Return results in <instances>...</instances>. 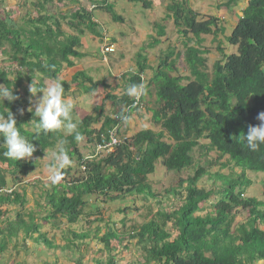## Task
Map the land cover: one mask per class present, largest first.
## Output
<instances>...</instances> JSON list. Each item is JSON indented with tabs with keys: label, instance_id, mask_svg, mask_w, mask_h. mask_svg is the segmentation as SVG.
Instances as JSON below:
<instances>
[{
	"label": "trees",
	"instance_id": "16d2710c",
	"mask_svg": "<svg viewBox=\"0 0 264 264\" xmlns=\"http://www.w3.org/2000/svg\"><path fill=\"white\" fill-rule=\"evenodd\" d=\"M50 1L39 0L36 4L40 14L28 20L32 25L30 28H17L15 23L0 18V47L6 42L11 44V58L29 72L26 78L30 83L39 74L43 78L63 83L65 95L69 93L71 84H76V88H81L85 93L96 92L103 87L106 90L104 99L121 105L122 109L116 112L121 120H115L103 113L102 105L95 106L96 114L86 115L79 121V131L83 137L80 141H76L72 135H64L62 131L41 132L37 136L31 121L36 118L25 109L28 100L19 91L20 88L25 92L27 90L22 78L24 73L18 71L15 79L9 80L7 73L0 72L4 86L13 88L19 97L13 102L5 99L4 103H0V113L6 115V111L10 110L15 115L21 134L36 145L33 154L43 155L46 149L55 147L59 141L63 142L72 161L74 157L77 159V167L82 174L68 179L71 177L69 166L50 189L43 188L40 194L42 198L39 196L36 203H45L48 214H38L39 217L46 221L55 220L57 226L60 225L58 221L69 226L84 222L83 219L88 221L92 212L85 211L88 204L86 197L96 194L111 200L133 197L134 201L139 198L146 202L148 197H156L147 182L148 176L155 171L156 163L161 161L167 171L181 172L190 168L194 164L193 150L201 146V140L205 138L209 140L206 149L217 151V159L227 156L230 163L242 169L239 176L217 172L215 178L222 183L215 190H205L198 187L197 182L206 171L202 167L197 169L193 176L180 180V186L186 183V193L180 196V204L150 214L142 224L132 227L129 237L136 239L137 245L142 247L144 264H264V201L245 196L252 184L246 171L264 173V145L253 152L241 139L247 134L249 125H259L257 116L264 111V0H248L242 16L227 36L228 44L237 46L238 52L215 62L212 75L206 71L203 42L204 36L217 31V28L212 27H215L218 19L212 17L202 21L199 20L200 14L193 8L181 3L170 4L168 16L173 18L178 32L196 37L197 46L187 45L184 52L190 76L175 77L163 70V66L168 65L167 69L174 66V62H169L173 50L168 52L153 77L159 86L158 99L163 102L160 112L155 111L154 120L162 125V130H141L125 139L113 153L101 158L84 157L79 143L85 137L88 142H93L96 134L107 133L110 128L120 126L122 119H128L134 109L131 107L132 97L126 92L121 97L116 96L107 90L109 86L105 81H95L84 70L75 73L71 82L59 78L64 64L72 68L76 66L75 59L84 56L78 48L86 29L98 35L99 32L93 13L81 9L70 14L72 20L76 21L72 25L78 34H67L65 39L60 40L58 37L65 35L60 21L49 23L53 17L41 11ZM103 8L115 21H122V17L110 5L105 4ZM219 49L222 50L221 47ZM146 67L140 64L138 72L128 76L126 90L133 84L141 83L139 75ZM185 80L187 83H183ZM38 85L44 86L43 83ZM20 109H23L22 115ZM102 115L104 119L99 130L91 128L100 121ZM166 135L173 143L164 140ZM3 142V137H0V215L10 211L8 208L3 211L1 207L4 205H19L20 209L25 205V194L17 192L15 186L9 188L7 175L12 176L13 183L21 182L37 163L35 159H9L4 155L6 147ZM261 184L264 194V177ZM173 192L177 194L176 190ZM215 193L216 200L210 202ZM206 203H210L212 210L201 214L206 209ZM128 207L123 206L121 212H128ZM240 210L247 211L248 217L237 223L236 216ZM26 216H31L34 222L28 223L24 219ZM15 217L10 221L5 219L7 226L1 228L0 233L9 238H18L22 232L24 237L29 238L39 232L41 223L37 224L32 214L18 211ZM169 223L171 230L167 229ZM172 230H176L177 234H172ZM99 232L97 229L95 235ZM71 234L79 240L89 238L87 232L82 234L75 229H72ZM46 238L45 233L39 234V240L52 248V242ZM113 239L123 240L113 229L100 237L109 250ZM1 244L0 251H3L6 244ZM107 264H116L114 258L110 257Z\"/></svg>",
	"mask_w": 264,
	"mask_h": 264
},
{
	"label": "rangeland",
	"instance_id": "374dc122",
	"mask_svg": "<svg viewBox=\"0 0 264 264\" xmlns=\"http://www.w3.org/2000/svg\"><path fill=\"white\" fill-rule=\"evenodd\" d=\"M38 2L39 0H0V18L15 23L17 28H30L32 25L28 20L37 18L40 14L36 7ZM144 2L141 0H51L45 4V10H41L43 13L53 17L49 23L60 21L61 29L65 34L58 37L60 40L65 39L67 34H78V31L72 25L76 21L72 20L70 16L71 13L77 10L85 9L88 12H92L94 22L98 24L99 35L86 29L84 35L81 36L82 43L78 49L84 56L80 59H75L76 66L72 68H67L64 64L59 74L60 79L70 82L76 72L84 70L95 81H105L109 86L107 90H111L113 94L121 97L126 92V79L128 76L138 72L140 64L147 66L143 73L144 80H147L145 83L147 91L144 95V108L133 109L129 119H122L118 128V136L121 139H129L141 129H153L157 132L162 130V125L154 120V113L155 111L160 112L163 102L158 100L157 90L159 86L153 80V77L161 61L167 57L168 52L173 50V55L169 62H174V66L169 69H167L168 65L163 66V70H167L165 72L175 77L190 76L184 60V52L187 45L197 46V43H195L196 37L192 34L184 35L178 32L173 18L168 16L169 5L181 3L183 6L193 8L200 14L199 20L202 21L210 20L212 17L218 19L215 27H212V29L217 28V31L213 35L204 36L205 40L203 42V48L206 50L204 56L207 59L206 71L212 75L215 62L225 60L226 56L230 54H237V46L228 44L227 36L231 34L239 16L242 15V9L248 3L245 0H236V2L228 0H144ZM105 4L110 5L114 12L122 17V21H115L112 15L103 8ZM53 28L57 29L56 27ZM221 29H224V31L222 32ZM161 31L163 33H160ZM155 40H158V42H155ZM107 43L114 44L115 52L113 54L106 55L102 53V46ZM12 56V46L6 42L4 46L0 47V72L7 73L9 80H14L18 71L24 73L22 78L27 90L25 92L20 88L19 91L28 100L25 105V109L28 111L29 107L34 106L38 97L42 96V93H37L35 97L32 96L29 91L31 83L26 78L29 72L25 68L20 67L15 62V59L11 58ZM35 76L33 81L37 85L43 83V87H46L52 83L49 81L50 79L43 78L39 74ZM183 83H187V81L185 80ZM0 84H3L1 79ZM70 89L65 96L74 103L73 117L75 120L80 121L86 115L96 114L94 107L97 105H102L103 113L112 117L116 116V112L122 109L121 105L104 99L106 90L103 87L91 93H85L81 88H76V84H71ZM100 117V121L93 124L91 128L99 130L104 119L103 115ZM29 129L32 130V127H29ZM61 131L64 135H68L65 131ZM164 140L173 143L167 135ZM208 144L209 140L205 138L201 140V146L193 150L194 164L181 172L167 171L162 162L158 161L154 173L149 175L147 179L156 197H148L146 202L139 198L134 201L133 197L125 200H111L101 194L86 197L88 204L85 207V211L86 213L92 212V217L88 221L83 219L84 222L71 225V230L74 228L76 232L82 234L87 232L91 239L82 243L77 238H73L74 236L67 232L68 229L64 231L65 233H59L58 227L64 226L66 228L65 225L67 223L58 221V225H60H54V227L57 226L58 228L56 229V233H58L56 238L66 242L68 249H64L61 256H58L53 250L51 254H48L50 251L48 250L49 245L45 246L43 243H39L35 246L34 254L29 255V264H35L38 261L43 264H54V259H57V264H59V261L60 264H107L110 257L114 258L116 264H144V251L140 245H137L136 239L129 237L132 234V232L130 234L129 232L133 226L142 224V222L147 220V216L155 214L157 210H168V208L171 209L180 204V196L186 193V183L180 186V180L193 176L195 171L202 167L206 173L198 180V187L205 190H215L222 183L215 178V173L220 172L222 175L233 174L232 177H237L242 172L240 167L228 161L229 158L227 156L217 159L219 156L218 152L214 150L208 151L206 149ZM60 145L61 142L59 141L55 147L46 149L43 155L33 154L30 159H23L25 161L35 159L37 163L33 171L23 177L21 182L16 181L13 183L11 180L12 176L7 175L9 188H14L15 186L17 192L25 194V205L23 209H20L19 205H12L10 208L14 209L13 211H6L4 212L5 214L0 215V229L5 226V219L13 220L17 218L15 214L18 211H23L25 214L31 213L32 216L48 214V210L44 206L45 203L41 204V201H39L40 206L35 201L39 199L43 188L50 189L52 187L48 169L52 162V154L58 150ZM94 145L95 140L88 142L85 137L78 147L82 155L86 157L95 154ZM96 157L101 158L102 156L97 155ZM224 164H226V167ZM81 175L77 167V159L74 157L71 164V177L68 179ZM246 176L252 181V184L246 190L245 196L264 201L261 184L264 173L246 171ZM17 183L20 184L18 185ZM173 190H176L177 194ZM110 194L114 195V193ZM40 197L42 198V195ZM216 198L217 194L215 193L212 195L210 202L214 203ZM126 205L129 206L128 212L124 214V212H121V208ZM205 206L206 209L201 214L212 210L210 203H206ZM1 208L5 211L8 207L4 205ZM247 217L248 212L240 210L237 213L236 222H243ZM25 220L28 223L34 222L31 218L28 219L27 216ZM85 222L90 223L85 224ZM170 226L171 224L169 223L167 229L171 230ZM45 228H49V226L43 225L42 230ZM97 229L100 230L97 234L99 237L109 229H113L123 240L113 239V244L110 246L111 250L106 249L100 238L98 241L95 238ZM172 234H177V231L172 230ZM14 241L16 240H12L10 245H13ZM17 241L19 240L17 239ZM0 243L6 244V235L3 233H0ZM83 244H86V246H83ZM98 245L101 246L100 250L96 249L99 247ZM3 252H5L3 257L10 262L6 249L2 252L0 251V257H2L1 254ZM14 252H17V254L11 253V258L18 261L19 259L23 260V251L19 252L18 249V251ZM51 260L53 263H51ZM24 263H26V260H24Z\"/></svg>",
	"mask_w": 264,
	"mask_h": 264
},
{
	"label": "clouds",
	"instance_id": "9594fccd",
	"mask_svg": "<svg viewBox=\"0 0 264 264\" xmlns=\"http://www.w3.org/2000/svg\"><path fill=\"white\" fill-rule=\"evenodd\" d=\"M244 9L245 8L242 10ZM106 45L114 46V44L111 43L104 44V46ZM104 46H102V50ZM114 52L115 46L114 51L112 52L104 53L102 51V53L106 55L113 54ZM135 73L137 72H134L133 74ZM143 73L139 75L141 78V83L133 84L126 90V94L129 97H132L131 107H134V110L137 108H144V95L147 91L145 83L147 80H144L145 78ZM29 91L34 97L37 95V93H42V96L38 97L34 106L29 107L28 109L29 112L33 113V117L36 118L35 120L32 119L31 121L34 124L35 134L37 136L41 132L47 134L49 132L63 130L68 135H72L76 141H80L83 138L81 132L79 131L80 122L75 120L73 117L74 103L65 96L63 83L55 81L46 87H40L32 80L31 84L29 85ZM18 98L19 97L13 92V88H9L4 86V84H0V103H4L5 99H7L9 102H13ZM19 111L22 115L23 109H20ZM114 119L118 120L120 118L114 116ZM257 119L260 121L259 125H249L247 134H244L241 137V139L246 142L248 148L253 152L257 151L261 145H264V111H261L258 114ZM119 127L120 126H115L110 128L107 130V133L110 130L115 129L118 134ZM101 134H96L94 145L95 154L88 155L86 157L91 158L97 155L105 157L113 153L119 146L118 145L114 151L109 154H96V143L99 141ZM0 137H3V145L6 147L4 155L9 159L16 161L21 159L27 160L30 159L33 153L36 151V145L29 141L25 135L21 134L20 129L17 127V119L10 110L6 111V115L5 113H0ZM121 140L122 143L125 141V139ZM72 163L73 161L69 155V152L62 142L58 150L52 154V162L48 169L51 182H58L62 178L63 170L71 166ZM10 190H8V192H10Z\"/></svg>",
	"mask_w": 264,
	"mask_h": 264
},
{
	"label": "crops",
	"instance_id": "0c3cea01",
	"mask_svg": "<svg viewBox=\"0 0 264 264\" xmlns=\"http://www.w3.org/2000/svg\"><path fill=\"white\" fill-rule=\"evenodd\" d=\"M77 73V72H76ZM73 77V76H72ZM63 80V79H62ZM49 81H51V82H54L53 80H49ZM66 81V80H65ZM67 82H69V81H67ZM71 82V81H70ZM71 90V89H70ZM142 130V129H141ZM140 131V130H139ZM36 202V201H35ZM11 207V206H10ZM10 207H8V209L10 210V211H13L14 209H11ZM7 209V208H6ZM9 211V212H10ZM29 214H31V213H29ZM28 217V219H30L31 218V220H32V217L30 216H27ZM35 222L37 223V224H40L41 223V227H40V229H39V232L38 233H35L32 237H29V238H26V237H24V234L21 232L20 233V235H19V237L18 238H9V237H7L6 236V241H7V243H6V247H5V249H6V254H8L9 256L8 257H10V262L8 261V259L7 258H5V257H3L4 256V254H5V252H3L1 255H2V257H0V264H8V263H11V264H29V262H30V257H29V255L31 254V255H33L34 254V250L36 249V245L37 244H39V243H43L41 240H39V237H37V236H39V234H43V233H45L46 234V236H47V238H46V240H49L50 242H53L52 243V245L54 246V247H52V248H48V250H50L49 251V253L48 254H51V252H52V250L53 251H55L56 252V254L58 255V256H61L62 254H63V250L64 249H68V244L66 245V242H63V240L62 239H60V238H56V237H58L57 236V234L58 233H56V229H58V232L60 233V232H64L66 229H68V233H70L71 234V232H72V230H71V226H69L68 224H66L65 226H66V228L64 227V226H60V227H58L57 228V226H55L54 227V225H57V221H55V220H52V219H49L48 221H46V219H41L40 217H39V215L38 214H36L35 216ZM15 219V218H14ZM25 219V218H24ZM8 221H10L9 219H8ZM87 224H89V223H87ZM43 225H48L49 226V228H45L44 230H42V226ZM6 226H7V222L5 221V226H3V228L5 229L6 228ZM53 227V228H52ZM72 229H74V228H72ZM86 230H88V229H86ZM47 231V232H46ZM89 231V230H88ZM90 232V231H89ZM56 233V234H55ZM65 233V232H64ZM74 234V233H73ZM74 236V235H73ZM74 238V237H73ZM95 238L97 239V241L99 240V236L98 237H96L95 236ZM17 239L19 240V241H17ZM91 239V237H89V238H87L86 240L84 239V240H79L80 242L82 241V243H83V241H88V240H90ZM12 240H16V241H14L15 243H13V245H10V244H12ZM68 243H70L69 241H68ZM85 243H87V242H85ZM101 245H103L102 243H100ZM43 245H45L44 243H43ZM2 246V244L0 243V247ZM46 246V245H45ZM72 246V245H71ZM83 246H86V244H83ZM99 247L98 248H96L97 250H100L101 249V246L100 245H98ZM4 249V250H5ZM18 249H19V252H21V251H23V254L22 255H24L22 258H23V260H21V259H19V261L18 260H16V259H14V258H11V253H14V254H17V252H14V251H18ZM56 249V250H55ZM3 250V251H4ZM2 252V251H1ZM18 252V254H20ZM71 253V252H70ZM24 260H26V263H24ZM53 260V259H52ZM52 260H51V263H53L52 262ZM57 260V259H56ZM55 259H54V261H55V263L54 264H57ZM35 264H43L42 262H40V261H38V262H35ZM59 264H60V261H59ZM73 264H76V263H73Z\"/></svg>",
	"mask_w": 264,
	"mask_h": 264
},
{
	"label": "built area",
	"instance_id": "2783aa9c",
	"mask_svg": "<svg viewBox=\"0 0 264 264\" xmlns=\"http://www.w3.org/2000/svg\"><path fill=\"white\" fill-rule=\"evenodd\" d=\"M104 53L114 51L113 45L104 46ZM122 143L115 129L110 130L107 134H101L99 141L96 143V154H109Z\"/></svg>",
	"mask_w": 264,
	"mask_h": 264
}]
</instances>
